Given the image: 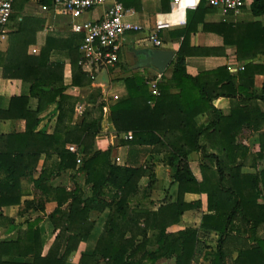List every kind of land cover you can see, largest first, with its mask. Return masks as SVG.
I'll use <instances>...</instances> for the list:
<instances>
[{"label":"trees","instance_id":"1","mask_svg":"<svg viewBox=\"0 0 264 264\" xmlns=\"http://www.w3.org/2000/svg\"><path fill=\"white\" fill-rule=\"evenodd\" d=\"M252 12L262 14L264 7L253 6ZM261 32L241 35L244 38L234 45L237 58L264 55ZM81 39L80 34L47 35L33 55L27 48L35 39L18 31L0 53V79L28 85L27 95L10 97L8 107L0 109V120L24 121L23 130L0 134V228L4 229L0 264H67L94 230L91 215L105 211L102 231L79 255L77 264H157L162 260L194 264L201 257L208 264H264V65L248 63L235 75L221 67L192 76L186 57L208 52L185 50L183 43L170 64L169 76L157 83L158 96L151 95L141 77L124 79L126 95L109 107L112 128L116 135L132 134L130 147H150L151 153L161 155L176 186L174 199L166 196L152 211L138 207L139 194L146 197L153 183L151 169L118 166L111 160V148L93 149L103 104H97V117L86 111L79 123L71 125L77 100L66 94L64 63L51 61V54L67 57L71 87L90 88L91 79L78 64ZM256 75L263 76L259 90L253 87ZM219 98L230 101L227 113L213 106ZM31 99L36 100L34 109ZM51 105L57 117L54 132L47 135L36 128L38 115ZM206 112L212 120L198 124L197 118ZM243 129L257 133V153L238 143ZM67 144L76 145L82 154L78 166L77 155L68 151ZM192 153L200 155L197 162L189 160ZM248 166L255 171L244 172ZM68 169L84 173L89 196L76 181L72 189L50 186L51 179ZM146 176L150 182L141 191L138 183ZM23 179L32 182L37 199L22 201ZM185 194L204 195L206 210L197 227L168 232L185 212L200 208L199 200L185 202ZM12 206L42 215L16 223L2 214L3 208ZM42 216L57 232L45 254L39 227ZM207 241H213L212 249Z\"/></svg>","mask_w":264,"mask_h":264},{"label":"crops","instance_id":"2","mask_svg":"<svg viewBox=\"0 0 264 264\" xmlns=\"http://www.w3.org/2000/svg\"><path fill=\"white\" fill-rule=\"evenodd\" d=\"M42 1L15 0L8 24L3 29L0 28V53H4L7 50L10 35L18 31H22V35L27 39H35V44L29 45L27 48L28 54H32L30 53L32 48L39 52L40 47L45 43L47 35L64 38L69 34H76L71 31V19L68 16L57 13L53 7L52 0H45L44 4ZM119 1L127 11L125 20L138 26L139 29L128 32L123 36L115 67L101 71L94 80H91L90 88H75L70 86L71 68L67 57L64 54L54 52L51 54V61L58 60L64 63L63 84L67 87L66 94L77 100L73 107L72 126L80 122L86 111H91L92 117H97V104H103L100 121L101 130L94 139L93 149L95 151H106L111 148V160L114 163L115 158H118L120 160L116 164L118 166H142L146 170L151 169L154 176L153 183L147 189L146 197H141L139 194L138 198H141V202L138 207L153 211L157 209L166 196L174 199L176 186L172 184L170 169L164 165L161 155L151 153L150 147H130L128 143L131 140L125 139V133L115 134L109 119V107L114 101L126 95L124 79L135 75L144 79L147 84L148 80L156 78L159 74L169 76L170 65L163 72H160L142 62L146 58L147 53L149 54L153 51L171 52L173 61L183 43L185 44V50H190V47L204 49L208 53L188 55L185 59L187 71L192 76L221 67H227L228 72L231 75H235L248 63L264 65V55L258 54L254 57H249L246 54L239 59L234 53L235 43H240L242 38H244L241 35L252 36V31L262 34L261 31L264 30V13L255 15L252 12V7L255 6L257 10L264 7V0H246L238 11L226 13L212 8L203 0H192L191 3H189V0H180L176 5L172 4V0ZM107 7L108 5L94 6L85 12L77 22H99ZM156 21L168 24V28L156 33L157 38L161 41L160 47H154L150 43L145 42V39L155 30ZM228 27H233L236 31L231 33ZM237 28L240 29L237 30ZM245 40H250V38L245 37ZM145 51L147 52L146 54ZM262 82L263 76L256 75L253 87L259 90ZM27 94L28 85L26 83H22L19 80L0 79V109L5 110L8 107L10 97ZM112 95H117L118 99L112 100ZM35 106L36 100L31 99V109H34ZM213 106L227 113L230 108V101L226 98H219L213 102ZM56 117L55 105L43 110L38 115L40 122L36 131L44 130L47 135H51L55 129ZM210 120H212V115L209 112L197 118L198 124H206ZM23 129L24 121L0 120V134ZM237 141L242 146L247 147L251 153L255 154L259 150L257 133L251 130L243 129L237 137ZM70 145L75 146L77 148L75 154L82 157L76 145L67 144L66 147ZM43 158V156L40 158V164ZM199 159L200 155L197 153H192L189 156V160L193 162H197ZM257 165L259 169L260 164L257 163ZM76 170L68 169L60 173L51 179L50 186L52 188L64 187L72 189L73 183L76 181L85 196H89L90 187L85 184V175L83 172H77ZM243 171L252 173L255 170L248 166L244 167ZM37 176L38 174L35 173L33 178H37ZM149 182L147 176L141 178L138 188L143 191ZM21 183L24 193L22 201L38 198V192L34 189L29 179H23ZM198 200L201 204L200 208L185 212L179 224L169 227L167 229L168 232H176L186 227H197L199 225L201 214L206 210V197L196 194L184 195V201L187 203ZM2 214L13 218L16 223H21L29 217L33 218L42 215L31 210L24 212L23 206L3 208ZM107 214L108 212L105 211L91 215V219L95 221L92 234L96 231L97 236L99 235L103 229ZM195 216H197L195 225L190 224L188 221H192L191 219ZM186 218H189V220H186ZM39 227L43 254H45L57 232L53 230L46 217H43ZM3 233L4 229L0 228V237ZM91 236L86 243L79 245L76 254L67 264H77L79 255L84 253L87 247L95 243L97 236L93 241H89Z\"/></svg>","mask_w":264,"mask_h":264},{"label":"built area","instance_id":"3","mask_svg":"<svg viewBox=\"0 0 264 264\" xmlns=\"http://www.w3.org/2000/svg\"><path fill=\"white\" fill-rule=\"evenodd\" d=\"M38 1V0H34ZM180 0H172L176 5ZM201 1V0H198ZM212 8L226 12H236L246 0H203ZM15 0H0V28L3 29L9 22ZM55 11L61 15L68 16L71 21V31L82 35L79 46V66L85 71L91 80H94L103 70L115 67L120 52V44L123 36L132 31H137L138 26L125 20L127 11L119 0H52ZM108 5L102 19L99 22H77L82 15L94 6ZM191 7V6H190ZM168 28V24L156 21L155 30L145 39L154 47H160L161 41L157 38V31ZM32 48L30 53L37 54ZM163 74L148 80L147 84L152 96H158L157 83ZM117 100V95L111 96ZM125 139L132 140V134L127 133ZM69 152L76 153L77 148L73 145L67 147ZM77 155L76 163H81V156ZM119 159L115 158L114 163L118 164Z\"/></svg>","mask_w":264,"mask_h":264},{"label":"water","instance_id":"4","mask_svg":"<svg viewBox=\"0 0 264 264\" xmlns=\"http://www.w3.org/2000/svg\"><path fill=\"white\" fill-rule=\"evenodd\" d=\"M147 52L145 51V54ZM173 54L166 51H153L147 53L146 58L142 61L144 64H148L149 67L155 68L160 72H163L171 63Z\"/></svg>","mask_w":264,"mask_h":264},{"label":"rangeland","instance_id":"5","mask_svg":"<svg viewBox=\"0 0 264 264\" xmlns=\"http://www.w3.org/2000/svg\"><path fill=\"white\" fill-rule=\"evenodd\" d=\"M239 140V139H238ZM147 193V192H146ZM160 202V201H159ZM135 203H137V202H134L133 203V205H135ZM161 203V202H160ZM186 220H189V218H186ZM192 221H188L190 224H193V225H195V223H196V221H197V216H195L194 218H192L191 219ZM194 227V226H193ZM96 236H97V232L95 231L93 234H92V236H91V238H90V240L89 241H93L95 238H96ZM212 240H214V238L212 237ZM213 241H207V243H206V246H208L209 247V249H212L213 248ZM208 249V250H209ZM207 250V251H208ZM204 253H205V251H203ZM76 254V253H75ZM74 254V255H75ZM73 255V256H74ZM71 259H72V257H71ZM70 259V260H71ZM202 259V257L201 258H199L194 264H208L207 263V261L205 260V258H204V260H201ZM69 260V261H70ZM157 264H173V261L172 260H163V261H160V262H158Z\"/></svg>","mask_w":264,"mask_h":264},{"label":"snow or ice","instance_id":"6","mask_svg":"<svg viewBox=\"0 0 264 264\" xmlns=\"http://www.w3.org/2000/svg\"><path fill=\"white\" fill-rule=\"evenodd\" d=\"M192 2V0H189V3H191Z\"/></svg>","mask_w":264,"mask_h":264}]
</instances>
